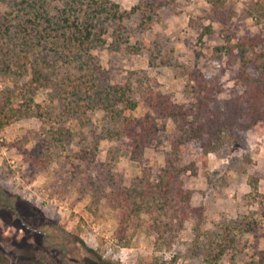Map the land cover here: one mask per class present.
I'll list each match as a JSON object with an SVG mask.
<instances>
[{"label":"rangeland","instance_id":"rangeland-1","mask_svg":"<svg viewBox=\"0 0 264 264\" xmlns=\"http://www.w3.org/2000/svg\"><path fill=\"white\" fill-rule=\"evenodd\" d=\"M112 1L126 10L139 2ZM214 1L177 0L145 31L134 17L119 29V43L110 28L106 43L91 52L99 85L132 89L129 94L138 101L133 116L152 115L155 123L148 93L170 95L192 110L198 94L211 99V106L214 99L241 96L235 46L256 34L257 50L264 51V16L252 12L257 0ZM72 71L58 66L55 80ZM12 85L0 74V91ZM65 87L38 91L44 118H22L0 131V249L10 264H230V257L253 264L264 254L263 122L249 130L235 126L214 152L187 144L181 162L192 167L185 179L201 214L184 223L171 248L159 247L146 225L133 222L120 232L109 199L144 169L159 173L175 124L161 121L166 131L136 149L125 136H107L105 130L114 125L104 108L69 114ZM205 87L213 90L211 96L205 97ZM252 178H258V191ZM222 234L235 243L228 256L218 258Z\"/></svg>","mask_w":264,"mask_h":264},{"label":"trees","instance_id":"trees-1","mask_svg":"<svg viewBox=\"0 0 264 264\" xmlns=\"http://www.w3.org/2000/svg\"><path fill=\"white\" fill-rule=\"evenodd\" d=\"M176 1L139 0L126 10L112 0H0L5 6V10L0 9V74L13 82L0 91V131L22 118H44L47 112L36 102V95L55 84L65 85L70 94L66 105L69 114L78 113L82 107L104 108L114 125L105 130L107 136H125L136 149L166 131V123L161 125V121H173L175 132L169 138L170 150L159 173L154 176L144 169L129 186L112 191L109 199L118 212L120 232L133 222L146 225L155 234L158 246L168 248L184 223L201 214L200 208L192 204L194 190L185 179L192 167L181 162L187 144L196 142L207 154L220 149L234 134L235 126L249 130L264 123V51L257 50L261 39L256 34L242 37L235 46L239 59L237 82L244 93L232 101L214 99L211 106V99L198 94L196 109L192 110L180 107L170 95L148 93L155 123L150 121L152 115L133 116L138 101L130 96L132 89L99 85L91 52L96 45L106 43L109 29L113 30L114 42L119 43V29H125L128 20L136 17L138 27L148 30L158 21L160 11ZM252 12L264 16V0L255 1ZM61 65L73 71L58 82L54 76ZM204 90L205 97L213 93L208 87ZM250 183L258 191V178ZM221 241L224 244L218 258L228 256L235 243L233 237L223 234ZM229 260L237 264L233 258ZM0 264H10L2 249ZM253 264H264V254Z\"/></svg>","mask_w":264,"mask_h":264}]
</instances>
